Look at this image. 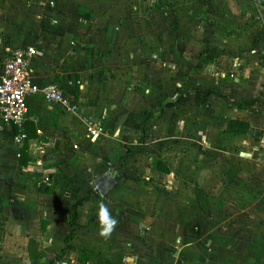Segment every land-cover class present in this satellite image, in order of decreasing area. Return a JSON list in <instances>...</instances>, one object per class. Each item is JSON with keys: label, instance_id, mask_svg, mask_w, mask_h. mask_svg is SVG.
Returning a JSON list of instances; mask_svg holds the SVG:
<instances>
[{"label": "crops", "instance_id": "crops-1", "mask_svg": "<svg viewBox=\"0 0 264 264\" xmlns=\"http://www.w3.org/2000/svg\"><path fill=\"white\" fill-rule=\"evenodd\" d=\"M16 47L80 113L0 120V264H264V0H0Z\"/></svg>", "mask_w": 264, "mask_h": 264}, {"label": "built area", "instance_id": "built-area-1", "mask_svg": "<svg viewBox=\"0 0 264 264\" xmlns=\"http://www.w3.org/2000/svg\"><path fill=\"white\" fill-rule=\"evenodd\" d=\"M32 47H16L11 49L2 61L0 77V120L9 123L16 130L15 142L23 144L26 140L24 125L28 119L26 98L40 93L45 102L60 104L67 112L79 114L78 107L70 102L53 83L38 87L31 77V63L37 56ZM86 135L96 139L100 130L90 122L86 123ZM76 149L77 146H74Z\"/></svg>", "mask_w": 264, "mask_h": 264}, {"label": "trees", "instance_id": "trees-1", "mask_svg": "<svg viewBox=\"0 0 264 264\" xmlns=\"http://www.w3.org/2000/svg\"><path fill=\"white\" fill-rule=\"evenodd\" d=\"M247 130V125L245 124H242L240 122H237V121H231L228 123V126H227V131L229 133H237V134H242V133H245ZM128 155V151H126V157ZM28 162V154H27V147L24 146L23 150H22V157L20 159V165L24 166L26 165ZM86 199H83L79 202H77L75 204V206L73 207L72 209V213H71V225L74 226L75 224V220H76V217H77V214H76V208L77 206H79L80 204H82ZM73 237V232L70 233V235L68 236L67 239H71Z\"/></svg>", "mask_w": 264, "mask_h": 264}, {"label": "clouds", "instance_id": "clouds-1", "mask_svg": "<svg viewBox=\"0 0 264 264\" xmlns=\"http://www.w3.org/2000/svg\"><path fill=\"white\" fill-rule=\"evenodd\" d=\"M97 220L101 236H108L114 229L117 221L110 214L109 208L101 203L97 212Z\"/></svg>", "mask_w": 264, "mask_h": 264}]
</instances>
